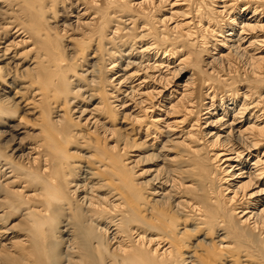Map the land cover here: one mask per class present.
<instances>
[{"label":"bare ground","instance_id":"bare-ground-1","mask_svg":"<svg viewBox=\"0 0 264 264\" xmlns=\"http://www.w3.org/2000/svg\"><path fill=\"white\" fill-rule=\"evenodd\" d=\"M0 264H264V0H0Z\"/></svg>","mask_w":264,"mask_h":264}]
</instances>
